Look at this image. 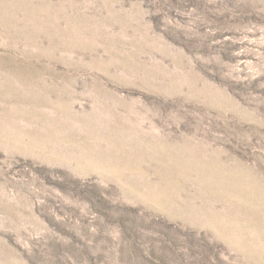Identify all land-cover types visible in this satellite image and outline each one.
Segmentation results:
<instances>
[{"label": "rangeland", "instance_id": "rangeland-1", "mask_svg": "<svg viewBox=\"0 0 264 264\" xmlns=\"http://www.w3.org/2000/svg\"><path fill=\"white\" fill-rule=\"evenodd\" d=\"M0 264H264V0H0Z\"/></svg>", "mask_w": 264, "mask_h": 264}]
</instances>
